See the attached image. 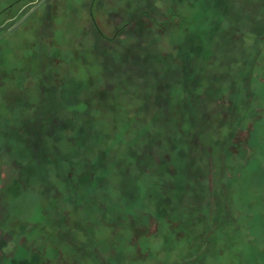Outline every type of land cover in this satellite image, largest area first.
I'll return each mask as SVG.
<instances>
[{
  "label": "rangeland",
  "instance_id": "374dc122",
  "mask_svg": "<svg viewBox=\"0 0 264 264\" xmlns=\"http://www.w3.org/2000/svg\"><path fill=\"white\" fill-rule=\"evenodd\" d=\"M1 264H264V0H0Z\"/></svg>",
  "mask_w": 264,
  "mask_h": 264
},
{
  "label": "trees",
  "instance_id": "16d2710c",
  "mask_svg": "<svg viewBox=\"0 0 264 264\" xmlns=\"http://www.w3.org/2000/svg\"><path fill=\"white\" fill-rule=\"evenodd\" d=\"M19 1H24V0H19Z\"/></svg>",
  "mask_w": 264,
  "mask_h": 264
},
{
  "label": "water",
  "instance_id": "95a60500",
  "mask_svg": "<svg viewBox=\"0 0 264 264\" xmlns=\"http://www.w3.org/2000/svg\"><path fill=\"white\" fill-rule=\"evenodd\" d=\"M1 264V263H0Z\"/></svg>",
  "mask_w": 264,
  "mask_h": 264
}]
</instances>
